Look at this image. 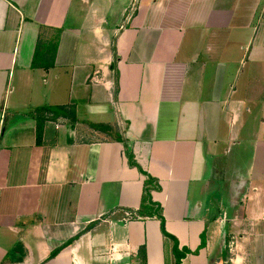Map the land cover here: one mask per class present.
<instances>
[{
  "label": "crops",
  "instance_id": "crops-1",
  "mask_svg": "<svg viewBox=\"0 0 264 264\" xmlns=\"http://www.w3.org/2000/svg\"><path fill=\"white\" fill-rule=\"evenodd\" d=\"M0 264H264V0H0Z\"/></svg>",
  "mask_w": 264,
  "mask_h": 264
},
{
  "label": "trees",
  "instance_id": "trees-1",
  "mask_svg": "<svg viewBox=\"0 0 264 264\" xmlns=\"http://www.w3.org/2000/svg\"><path fill=\"white\" fill-rule=\"evenodd\" d=\"M40 49H39V45L37 46V56L35 58V63L37 65V67L42 68L44 70H48L49 68H52L53 62H54V58L51 57L49 59H46L45 57L42 58V56H39ZM41 55V54H40ZM33 117L36 120V144L40 145L41 144V139H42V130H43V125L45 122L49 121V120H56L57 118H64L66 120H68L70 123H76L77 118H76V114H75V108L74 106H47V107H42V108H37L34 110V114ZM92 129L94 130H100V131H108V127H104L101 125H93L90 124L89 125ZM117 140L119 142H121L122 140L120 138H117ZM128 156V160H129V164L132 166H135V164L132 162V156L131 155H127ZM141 171V170H140ZM152 179H150V177H148L147 182L145 183V197H148V191H149V185L151 184ZM160 222H161V232L164 236H168L167 233L164 230V224H163V220L160 217ZM73 242V240L67 242L65 245H63L62 247H60L59 249L53 251L50 256L49 259L54 258L57 253L61 250V248H64L66 246H68L69 244H71ZM203 243H201L202 245ZM143 250V249H141ZM14 253H18L20 256L22 255V249L21 246L18 245L13 249ZM174 255L175 258L177 260V262L180 261V259L183 257V255H180L179 253L176 252V249H174ZM19 261H21V258H18Z\"/></svg>",
  "mask_w": 264,
  "mask_h": 264
},
{
  "label": "rangeland",
  "instance_id": "rangeland-1",
  "mask_svg": "<svg viewBox=\"0 0 264 264\" xmlns=\"http://www.w3.org/2000/svg\"><path fill=\"white\" fill-rule=\"evenodd\" d=\"M49 49H51V48H49ZM50 51V50H49ZM102 139V138H101ZM103 140V139H102Z\"/></svg>",
  "mask_w": 264,
  "mask_h": 264
}]
</instances>
